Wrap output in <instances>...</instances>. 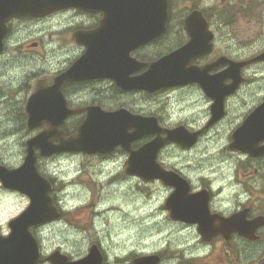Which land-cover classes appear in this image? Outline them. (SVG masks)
<instances>
[{"label": "flooded vegetation", "instance_id": "1", "mask_svg": "<svg viewBox=\"0 0 264 264\" xmlns=\"http://www.w3.org/2000/svg\"><path fill=\"white\" fill-rule=\"evenodd\" d=\"M78 1L77 5L59 7L42 16L13 17L5 23L7 33L3 39V51L0 54V79L6 78L9 83L0 88L6 91L20 89L27 91L26 100L38 87L45 90L52 87L56 80L64 76L74 64L88 53L87 69L96 74H103L105 77L87 80L71 79L63 82L60 94L66 108L74 111L64 119L59 127L65 137L77 132L80 123L86 117L84 109L88 107H99L104 111L125 109L131 114L143 118L156 119L160 127L166 128L168 131L178 130L184 136L197 134L192 146L182 148L176 143L169 144L158 156V162L169 172L184 179L189 186L190 194L198 192L205 194L207 198L204 200H206L209 215L221 218L220 221H210L209 225L220 226L225 223V219L237 214L241 215L246 222L253 221L258 217L263 219L262 225L255 230L256 238L254 240H248L237 233L224 230L214 238L204 241L199 235L197 224L172 221L181 230L196 233L199 238L197 245L200 248L198 250H180L175 254L153 252L151 255L157 257V264H173V261L177 264H264V156L253 157L228 150L233 132L241 126L249 113L264 102V97L261 98V92H258L264 87V75L262 74L264 62L249 64L241 68L240 83L231 95H227L223 99L224 116L209 126L211 107L214 103L212 96H218L217 89L232 83V78L229 75L233 73L227 71V62L211 68L208 72L204 71V67L211 66L219 58L224 57L227 61L239 62L253 59L264 51V47L251 53L250 50L244 52V48H238L231 53H217V49H215L217 41L221 37L226 42L234 40L232 35H224L227 34L225 32L231 24L238 23L233 19L232 13L234 12H230V10L245 13L247 23L256 19L258 23H261L264 31V0H246V2L244 0H182L184 3L169 0L168 18L164 31L159 36H157V23L154 26L152 24L151 27L143 26L142 14H138L140 21L137 28L128 30L126 28L127 21L118 19L120 14L114 12V9L106 12V4L89 5L85 3L86 0ZM5 2L8 4L10 0H0V6L5 5ZM12 4L9 3V6ZM110 7L112 8V6ZM192 11L201 12L214 35L210 53L192 62L193 66L203 68L200 80L197 78L199 83L191 82L155 92H148L136 87L137 79L148 70L149 64L180 49L189 42L190 38L184 30V19ZM134 37L138 41L144 38L148 40L132 48L128 53V45H117L126 39L129 40V44H132L136 41ZM174 41L177 43L174 44ZM106 43L115 50L108 54L119 56L118 61L110 63L115 66L116 78H106ZM42 47L48 52H45ZM161 48L165 50L161 51ZM40 51L44 52L45 59L42 63H37L34 61V57L36 52ZM16 56L21 57L24 61L22 73L17 75L13 73L14 68H11L10 64V59ZM119 71L125 73L127 80L125 88L119 85L117 75ZM11 74L14 76L9 79ZM217 78L220 83H213V80H217ZM133 85L135 87H132ZM114 97L126 101L119 102V100L112 103ZM256 99L257 103H254ZM106 100H111L110 104L116 103V105L107 104ZM142 100L148 101V103L158 101L157 109L151 108L150 112L141 111L136 106ZM163 102L166 104L163 105ZM159 105L165 107V110L179 105L181 111L189 108L192 113L178 123L169 124L166 123L170 117L169 112L165 111L166 116L161 115L158 111ZM201 116L203 121L200 120ZM241 116L243 117L241 118ZM227 122L232 125L235 122V124L233 127L230 126L231 131L228 135L222 138L221 133L225 131L223 125ZM46 128V125L42 126V129ZM210 136H216V141L220 140L219 143L225 142V145L216 151L219 153L216 156L220 158V162L215 166L214 164L209 166L211 170H214L215 178L202 171L206 158H199L189 166L183 165L182 161H167V164L163 162L161 155L165 150L170 151L172 156L176 155L178 151L180 153L177 154L187 152L197 156L199 152L197 148L201 140L206 137L209 139ZM149 139L151 137L144 136L133 143V149L138 148ZM261 147H264V141L260 142L256 149ZM117 153L124 156L125 166L127 153L120 149L112 154L92 156V158L106 160V156H113ZM219 155H224V157ZM239 172L243 173L244 179H239ZM151 183L163 187L159 181ZM164 188L168 193L167 196L175 191L173 187ZM53 200L55 206L60 209L54 197ZM62 216L60 211L59 219L54 222L63 219ZM52 223L31 229L40 249V257L36 264H53L50 258L56 252L68 257L69 261L78 260L85 257L87 251L95 244H89L85 255L70 256L64 253L61 247L47 252L40 241L38 236L40 234L37 230ZM6 226L8 229V223ZM6 234L0 233V236ZM96 245L102 256V264H108L101 244ZM151 255L143 252L131 253L125 258H121L122 260H120V256H115L114 260L116 264H133L135 258Z\"/></svg>", "mask_w": 264, "mask_h": 264}, {"label": "water", "instance_id": "2", "mask_svg": "<svg viewBox=\"0 0 264 264\" xmlns=\"http://www.w3.org/2000/svg\"><path fill=\"white\" fill-rule=\"evenodd\" d=\"M6 1V0H5ZM78 0H10L9 6H0V52L3 48V38L7 33L5 23L13 17L42 16L63 6L78 4ZM91 5L106 4V12L114 9L120 14L119 19L127 21L126 28L135 30L139 25L138 13L143 14V26L158 25V34L164 30L167 18L168 0H86ZM112 6V8L110 7ZM190 41L179 50L159 59L150 65L148 72L137 80V86L149 92L186 84L197 80L199 70L190 67L193 59L210 51L212 35L207 30V24L200 12H192L184 20ZM135 38V37H134ZM129 44L123 40L119 45H128L127 53L132 48L147 42L148 39L137 40ZM118 50V49H117ZM106 43V77L116 78L115 66L110 63L118 61L119 56L109 55L113 52ZM222 59V60H221ZM264 60V53L257 58ZM88 53L83 56L64 76L55 81L48 90L38 87L26 102L27 128L33 130L43 124L48 129L40 132L26 142V154L21 166L8 169L0 166V182L5 189L18 192L29 199L28 207L9 223L11 230L6 238L0 237V264H36L38 260V245L29 229L44 224L59 216L53 205L50 192L51 183L37 169V160L49 158L61 152H75L85 155L108 154L120 147L129 153L126 162V175L136 176L145 182L159 180L164 186L175 189L165 201L164 209L170 212V218L186 223L198 224V230L203 239L210 238L219 232V228L205 225L211 218L208 214L206 197L203 193L190 194L185 181L172 172H167L157 163L159 151L168 143L175 142L183 147L191 146L195 139L188 138L178 130L168 131L158 126L154 118L133 116L126 110L103 112L99 108H86V118L78 127V132L65 137L59 127L64 119L73 111L66 108L60 94L63 82L75 79H92L103 75H93L85 71ZM220 58L215 65L224 64ZM251 61L229 64L228 72L236 71ZM119 85L125 88V73L119 71ZM132 87H135L133 85ZM221 109V106L219 107ZM165 134L161 137V134ZM155 137L137 150H132V143L143 136ZM230 150H236L260 156L264 148L256 146L264 140V103L258 107L233 134ZM204 196V198H203ZM259 220L244 222L239 217L231 221V230L239 235L253 239V233ZM207 228V232L205 229ZM207 236V237H206ZM53 264H101L97 248L93 246L89 254L78 261L68 262L65 256L55 253L50 258ZM154 257L136 259L133 264H156Z\"/></svg>", "mask_w": 264, "mask_h": 264}, {"label": "rangeland", "instance_id": "3", "mask_svg": "<svg viewBox=\"0 0 264 264\" xmlns=\"http://www.w3.org/2000/svg\"><path fill=\"white\" fill-rule=\"evenodd\" d=\"M176 2L184 3L182 0ZM246 2V0H244ZM233 19L238 23L231 24L225 32L233 37V42L218 39L215 49L217 53H231L238 48L250 53L264 47V31L256 19L247 23L245 14L230 10ZM261 13L263 11L261 10ZM237 14V15H235ZM235 15V16H234ZM219 33L221 31L219 29ZM25 34V33H22ZM22 40V39H19ZM177 42L174 41V44ZM43 48V47H42ZM44 49V48H43ZM164 51V48L160 49ZM45 52L48 50L44 49ZM34 61L42 63L45 59L43 51L36 52ZM11 68L16 75L22 73L24 61L16 56L10 59ZM264 75V70L262 72ZM11 74L9 79H12ZM9 83L6 78L0 79V87ZM1 89V88H0ZM264 97V87L260 90ZM27 91L10 93L0 92V165L18 168L25 157V143L35 137L43 129L29 131L26 128L24 115L25 95ZM120 98H113L118 102ZM111 100H106L110 104ZM121 99L119 102H124ZM158 101L148 103L141 101L136 106L141 111L157 109ZM257 103V99L254 100ZM166 102H163V105ZM110 105H116L110 104ZM128 105V104H127ZM153 106V107H150ZM140 107V108H139ZM159 113L170 114L166 123H178L192 113L189 108L180 110L179 105L166 109L159 105ZM241 115V114H240ZM243 116H241L242 118ZM203 121V117H200ZM233 123L223 125L222 138L231 131ZM220 141V140H219ZM216 136L201 140L197 148L198 155L191 153L170 154L165 150L161 155L163 162H181L185 166L193 165L194 161L207 159L202 171L215 178L214 170L209 166L216 165L220 158L216 151L225 145L219 143ZM212 156H209V155ZM176 156V157H175ZM224 157V155H219ZM124 156L121 153L102 158H92L81 154L60 153L49 159L38 160V170L46 178L55 183L53 197L65 213L60 221L53 222L37 230L41 243L47 252L61 247L70 256L86 254L89 244L99 242L103 248L108 264H116L115 256L127 257L133 252H151L155 250L170 251L175 254L180 250H198L199 238L196 233L181 230L169 220L164 202L168 195L166 189L157 184H145L136 178L127 177L124 173ZM236 166V163H234ZM197 170V169H196ZM200 173V170L198 171ZM245 173V172H244ZM243 173L239 172V179ZM237 177V178H238ZM28 198L17 192L5 190L0 183V233H7L6 224L17 217L28 206ZM198 252V251H197ZM119 259V258H118ZM171 264V263H168ZM173 264L177 262L173 261Z\"/></svg>", "mask_w": 264, "mask_h": 264}]
</instances>
